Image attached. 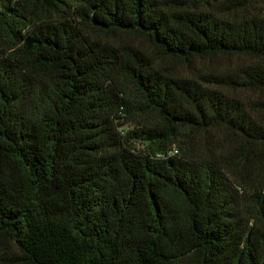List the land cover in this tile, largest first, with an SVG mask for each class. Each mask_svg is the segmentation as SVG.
Listing matches in <instances>:
<instances>
[{"label":"trees","instance_id":"trees-1","mask_svg":"<svg viewBox=\"0 0 264 264\" xmlns=\"http://www.w3.org/2000/svg\"><path fill=\"white\" fill-rule=\"evenodd\" d=\"M0 264H264V0H0Z\"/></svg>","mask_w":264,"mask_h":264},{"label":"rangeland","instance_id":"rangeland-1","mask_svg":"<svg viewBox=\"0 0 264 264\" xmlns=\"http://www.w3.org/2000/svg\"><path fill=\"white\" fill-rule=\"evenodd\" d=\"M135 40L138 41V42H141V43H144V44H147L148 45V42L145 40V39H142L140 37H135ZM155 52V51H154ZM241 60L239 59H233L231 61H228V60H223L221 58H218V59H215L213 60L212 62H208L206 65L209 67V66H213V67H216V66H219V67H225V66H229V65H235V64H239ZM166 64L168 65H174L175 63L174 62H171V61H166L165 62ZM178 68H180L179 66H177Z\"/></svg>","mask_w":264,"mask_h":264},{"label":"built area","instance_id":"built-area-1","mask_svg":"<svg viewBox=\"0 0 264 264\" xmlns=\"http://www.w3.org/2000/svg\"><path fill=\"white\" fill-rule=\"evenodd\" d=\"M15 1H17V0H15Z\"/></svg>","mask_w":264,"mask_h":264}]
</instances>
